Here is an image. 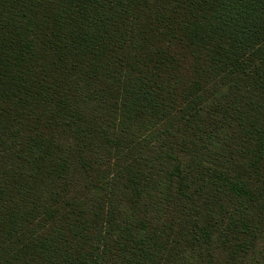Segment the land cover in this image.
<instances>
[{
	"label": "trees",
	"instance_id": "1",
	"mask_svg": "<svg viewBox=\"0 0 264 264\" xmlns=\"http://www.w3.org/2000/svg\"><path fill=\"white\" fill-rule=\"evenodd\" d=\"M0 264H264V0H0Z\"/></svg>",
	"mask_w": 264,
	"mask_h": 264
}]
</instances>
